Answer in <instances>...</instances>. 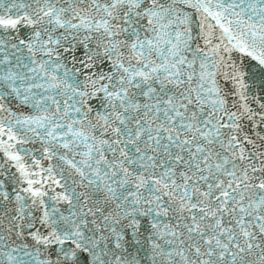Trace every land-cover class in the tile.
I'll return each instance as SVG.
<instances>
[{"label": "snow or ice", "instance_id": "1", "mask_svg": "<svg viewBox=\"0 0 264 264\" xmlns=\"http://www.w3.org/2000/svg\"><path fill=\"white\" fill-rule=\"evenodd\" d=\"M0 264H264V0H0Z\"/></svg>", "mask_w": 264, "mask_h": 264}]
</instances>
